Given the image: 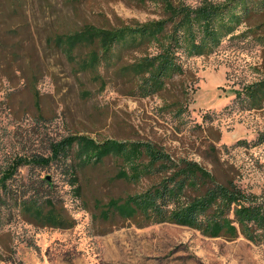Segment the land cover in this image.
<instances>
[{
    "label": "rangeland",
    "instance_id": "obj_1",
    "mask_svg": "<svg viewBox=\"0 0 264 264\" xmlns=\"http://www.w3.org/2000/svg\"><path fill=\"white\" fill-rule=\"evenodd\" d=\"M171 1L198 7L226 0ZM165 16L152 0H0V177L15 159L47 158L52 143L84 134L97 141L154 143L176 160L198 162L219 180L232 178L261 195L264 104L254 107L238 93L264 80L263 8L212 55H182L184 74L149 98L129 96L127 85L111 74L100 91L91 76L74 74L50 43L58 32L83 23L118 26ZM124 168L115 158L81 167L80 196L57 164L21 169L12 189L21 193L30 180L48 177L57 208L75 224L41 227L13 204L0 207V264H264V243L243 236L228 241L169 223L139 228L103 221L98 204L139 193L156 180L130 184L116 177Z\"/></svg>",
    "mask_w": 264,
    "mask_h": 264
},
{
    "label": "trees",
    "instance_id": "obj_2",
    "mask_svg": "<svg viewBox=\"0 0 264 264\" xmlns=\"http://www.w3.org/2000/svg\"><path fill=\"white\" fill-rule=\"evenodd\" d=\"M80 1L69 0L71 4ZM152 1L162 5L165 18L118 26L83 23L77 29L58 32L50 43L64 56L74 74L91 76L100 91L105 89L106 76L111 74L127 85L129 96L149 98L162 93L175 77L184 74L182 55H212L225 38L235 37L238 27L254 11L264 9V0L206 1L198 7L175 5L171 0ZM151 47L156 48L155 53L147 52ZM130 53L140 55L129 60ZM242 94L254 107H262L264 80L238 93L240 97ZM258 143H264V132ZM50 152L47 158L19 157L9 165L0 177V207L13 204L41 227L72 229L75 222L57 208L58 199L48 177L30 180L21 193L13 190L10 183L23 168L57 164L80 196L79 169L115 158L125 166L117 173L118 179L135 185L144 179L156 180L139 193L98 204L103 221L120 219L139 228L169 223L210 238L233 241L243 236L251 243H264V192L249 193L232 178L219 180L198 162L176 160L154 143L97 141L75 134L52 143Z\"/></svg>",
    "mask_w": 264,
    "mask_h": 264
}]
</instances>
